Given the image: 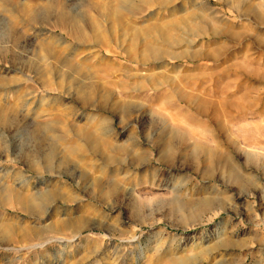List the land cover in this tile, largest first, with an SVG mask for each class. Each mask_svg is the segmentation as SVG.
<instances>
[{"label": "rangeland", "instance_id": "obj_1", "mask_svg": "<svg viewBox=\"0 0 264 264\" xmlns=\"http://www.w3.org/2000/svg\"><path fill=\"white\" fill-rule=\"evenodd\" d=\"M0 111V264H264V0H0Z\"/></svg>", "mask_w": 264, "mask_h": 264}, {"label": "bare ground", "instance_id": "obj_2", "mask_svg": "<svg viewBox=\"0 0 264 264\" xmlns=\"http://www.w3.org/2000/svg\"><path fill=\"white\" fill-rule=\"evenodd\" d=\"M0 113H1V111H0ZM2 117H5L4 116V114L2 115ZM0 118H1V116H0ZM2 119V118H1ZM0 119V120H1ZM3 120V119H2ZM4 121H6L7 122V120H4ZM256 142H258V143H260V142H262V140H260V139H257L256 140ZM171 147H174L173 145H170ZM210 149V148H209ZM208 148H207V150H206V154L210 157V158H212V156L214 155V152H213V150H209ZM209 158V159H210ZM249 162V161H248ZM237 183L239 184V186H243V182H242V179L240 178V176H237ZM36 200L37 199H35V198H33V199H31V201H33V202H36ZM29 199H27L26 201H23V200H19L16 204H15V208H17V209H21V210H26V209H28L29 208ZM1 205H3V206H6V203H4V202H1L0 203ZM42 245V244H41Z\"/></svg>", "mask_w": 264, "mask_h": 264}]
</instances>
